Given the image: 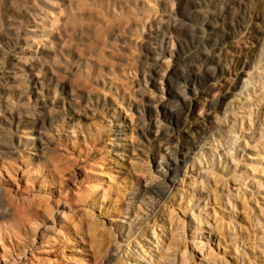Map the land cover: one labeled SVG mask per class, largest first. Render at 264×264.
Returning a JSON list of instances; mask_svg holds the SVG:
<instances>
[{"label":"bare ground","instance_id":"obj_1","mask_svg":"<svg viewBox=\"0 0 264 264\" xmlns=\"http://www.w3.org/2000/svg\"><path fill=\"white\" fill-rule=\"evenodd\" d=\"M219 1H193L190 23L198 32L195 46L198 54L190 51L178 56V65L182 64L176 74L178 84L164 106L169 115L174 112L172 104L176 102L188 108L207 102L212 110L219 111V118L213 130L190 140V146L172 161L163 180L146 187L154 196L150 199L155 202L157 198L160 205L158 210L154 209L152 225L147 233L140 232L134 237L131 251L128 243L123 254L111 255L113 259L107 264H224V257L209 253L207 244L217 242L218 248L221 239L217 234L230 233V228L236 227L233 218L237 207L244 213L254 211L258 217L264 216V26L259 50L253 52L252 61L239 70L236 79H228V88L211 95L209 90L218 84L216 71L221 66L218 62L213 67L205 66L202 63L205 54L200 50L213 43L210 25L217 17H210V11ZM227 1L231 9L244 8L239 0ZM13 2L0 0V264H71L65 252L72 251L76 239L83 234L90 248H97L100 254L101 227L94 210L99 211L103 201L111 203L112 198L121 195L123 183L117 172L103 165L79 166L88 156L80 151L82 147H94L103 139L109 142L106 135L113 126L107 116H97L95 112L84 126L65 114L57 85L67 67L57 69L54 61L72 52L66 45H72L77 36L87 40L94 33L92 29L88 31L90 25H84L85 18L78 17L76 12L88 9L90 13L82 16L93 21L118 19L121 13L117 16L108 2L85 0L80 6L70 1L65 16L56 21L59 26L56 37L32 56V47L25 35L19 38V29L24 23L35 25L39 15L19 11L9 18ZM18 18L22 20L17 22ZM172 20L166 17L151 24L168 26ZM204 27L210 30H203ZM10 36L15 37L12 44L8 42ZM159 38L161 50L165 34L160 33ZM18 41L25 44L20 47ZM13 46L14 51L9 53V47ZM75 60L81 82L71 81L68 93L74 94L81 107H91L98 100L86 95L90 75L86 66H81V55H75ZM160 72L161 69L156 74ZM194 76L204 78L200 91L195 89ZM98 84L95 82V86L105 88L103 82ZM137 91L140 96L144 93L139 86ZM147 106L155 109L160 103L151 101ZM135 110L141 118L143 111ZM110 117L116 118L114 113ZM96 118L100 121H93ZM146 128L147 125H140V130ZM155 134L163 141L168 138L167 127L156 128ZM19 135L26 137L22 139ZM220 197L225 227L216 221L215 208ZM255 199L263 207L254 205L252 209L251 201ZM186 232L190 233L189 252L185 248ZM228 238L231 244L240 240L236 235ZM237 257L234 252V260Z\"/></svg>","mask_w":264,"mask_h":264},{"label":"rangeland","instance_id":"obj_2","mask_svg":"<svg viewBox=\"0 0 264 264\" xmlns=\"http://www.w3.org/2000/svg\"><path fill=\"white\" fill-rule=\"evenodd\" d=\"M70 1L74 5L80 3V6L85 2V0H36L35 2L14 0L7 15L9 18L14 17L19 11L39 15L35 25L24 23L19 29V38L26 36L27 44L32 47L30 49L32 56L41 52L44 48L42 46L56 37L55 33L59 28L56 21L65 16ZM97 1L108 2L111 7L113 6L112 9L117 16L121 13V17L93 21L82 16V13L83 15L90 13L88 9L84 12H76L78 17L85 18L82 21L84 25H90L88 31L92 29L91 32L94 33L89 32L87 40H80L81 37L77 36L72 45H66L71 47L72 52L69 55L64 54L63 59L57 57L54 61L57 63V69L67 67V72L63 74L57 90L65 114L72 117L79 125H88L92 112L97 116H107V121L112 123L113 128L106 135L109 136V142L103 139L93 145L94 147H82L80 151L87 152L88 156L84 157V161H81L79 166H87L90 163H95L97 167L103 165V168L117 172L119 181L123 185H121V195L112 198L111 203L103 201L100 203V210H94L101 227L98 229L100 254L96 252L97 248L95 250L90 248L83 234L76 239L72 251L65 252L66 260L71 264H107L113 259L111 255L115 257L122 255L128 243L131 251L134 237L140 232H148L153 222L152 216L160 208L157 198L155 202L150 199L154 196L146 187L163 180L172 161L179 158L190 146V140L201 132L213 130L214 122L219 118V111L212 110L207 102L195 106L194 103L190 108L176 102L172 104L174 112L169 115L164 107L170 101V92L178 84L176 74L179 66L181 68L182 65H178V56L195 51L198 32L190 23L194 0ZM239 2L244 8L234 6L231 9L227 0H220L210 11V17H217L210 25L212 32L209 33L213 35V43L203 46L200 51L205 54V60L203 58L202 61L205 66L213 67L216 62L221 66V69L216 71L218 84L209 90L211 95L221 93L228 88L230 82L228 79H236L239 70L252 61L253 52L257 53L259 50L260 31L264 26V0H239ZM166 17L173 19L168 26L151 24L153 20H165ZM20 20L22 19H16L17 22ZM118 25L120 28L117 27ZM205 29L210 30L207 27L203 28ZM160 33L165 34L161 50H159ZM8 38H11L9 44L15 41L14 36ZM18 44L21 47L25 42L18 41ZM0 47H2L1 42ZM8 51L9 53L14 51V46L9 47ZM75 55H81L83 58L81 66H86L85 71L90 75L89 82L85 86L86 95L93 101L98 100L97 104L92 102L91 107H81L78 102L76 103L74 94L68 93L71 81L81 82L77 77ZM157 67L161 69L158 75ZM193 81L195 89L200 91L204 78L194 76ZM95 82L97 85L98 82H103L105 88L95 86ZM138 86L144 92L142 96H140L141 92L137 91ZM151 101L159 102L160 106L151 109L147 106ZM138 108L143 111L141 118L135 110ZM122 111L128 113L123 114ZM113 113L115 120L110 117ZM94 120L100 121L98 118ZM142 124L147 125L146 130H140ZM161 126H166L168 131V138L163 141H159V135L155 134L156 128ZM120 130L122 132H119ZM18 137L23 139L26 136ZM15 140L16 138L13 139V143ZM183 171L184 169L181 174ZM215 191L220 190L215 189ZM219 200L218 207L215 208L216 221L220 226L225 227L227 221L220 213L223 211L221 207L224 203L221 197ZM261 203L259 199L252 200L250 207L252 209L254 205L263 207ZM125 206L128 209L127 213ZM234 216L236 227L230 228V233L221 231L217 234L222 240L219 241L218 248L217 242L209 241L207 244L209 253L219 255L220 259L224 257L222 260L224 264H264V216L258 217L257 212L254 211L244 213L239 207L235 210ZM230 235L240 237L237 244L230 243L228 238ZM189 236L190 233L186 232L185 248L188 252ZM218 249L222 252L217 251ZM234 252L238 255L235 260Z\"/></svg>","mask_w":264,"mask_h":264}]
</instances>
